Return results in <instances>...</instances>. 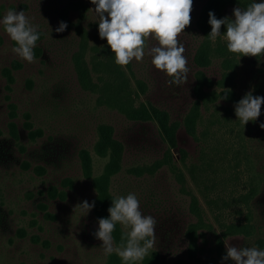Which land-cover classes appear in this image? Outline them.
<instances>
[{
	"label": "rangeland",
	"instance_id": "obj_1",
	"mask_svg": "<svg viewBox=\"0 0 264 264\" xmlns=\"http://www.w3.org/2000/svg\"><path fill=\"white\" fill-rule=\"evenodd\" d=\"M79 1L87 2L83 10L75 5ZM206 1L193 0L190 26L178 37L190 68L186 84L170 86L169 78L154 68L147 54L141 62L123 67L139 94L137 101L164 109L171 120L181 121L192 109L199 71L212 80L222 71L224 55L220 53L212 55L207 67L194 64L204 39L197 19ZM236 7L244 8L233 3L226 6L228 18L234 19ZM64 8L71 26L58 33L55 29L63 21ZM94 8L91 0H0V19L10 9L23 10L41 33L33 49L34 62L27 63L12 53L15 44L0 25V264H123L121 258L110 260L115 252L106 255L103 242L93 235L101 218L96 201L103 184L98 181L108 162V156L97 152V142L106 125L112 126L124 145L121 165L109 176L107 191L113 197L136 194L141 212L157 221L155 245L138 264H145L149 257L157 264H234L222 261L212 250L211 233L204 251L198 253L199 260L189 254L186 230L194 217L187 190L198 193L189 168L203 161L210 162L215 175L221 173L218 179L234 176L225 193L238 194L247 189L253 173L258 177V192L250 201L254 232L225 236L223 243L264 250L257 244L264 239V129L259 126L264 123V104L257 120L243 127L234 111L237 102L219 99L208 110L202 109L198 138L180 124L173 146L157 120L130 119L99 103V92L82 87L75 61L81 38L75 25L88 32V67L95 53L110 47L99 37ZM232 55L239 98L248 92L264 97V55ZM167 156L178 177L168 164L158 166ZM85 200L95 201V207L82 216L77 205ZM200 201L206 206L203 198ZM235 215L230 217L240 218L243 213ZM118 227L124 232L119 223ZM115 232L116 228L114 245L119 246Z\"/></svg>",
	"mask_w": 264,
	"mask_h": 264
},
{
	"label": "clouds",
	"instance_id": "obj_2",
	"mask_svg": "<svg viewBox=\"0 0 264 264\" xmlns=\"http://www.w3.org/2000/svg\"><path fill=\"white\" fill-rule=\"evenodd\" d=\"M91 3L95 5L91 11L98 22L99 37L106 39L117 66L141 62L147 54L154 68L169 78L170 86L188 82L190 68L184 55L186 48L178 37L186 26H190L193 0H91ZM208 15L210 40L215 42L220 37L226 42L228 52L238 54L239 58L264 55V2L234 8V19H217L213 12ZM0 25L15 44L12 53L27 63H33V49L40 35L25 12L8 10L0 19ZM222 25L226 26L223 34ZM66 28L67 23L61 21L55 31L60 33ZM152 40L155 44L149 46L148 41ZM221 99L226 100L227 94ZM262 104L264 97L248 92L234 105L237 120L243 127L249 121L257 120ZM259 126L264 129V123ZM77 206L82 216H86L95 207V201L89 203L85 200ZM107 211L109 217L98 220L99 227L93 235L103 242L101 247L106 255L115 252L123 264H138L155 245L156 219L141 212L140 202L134 193L115 197ZM117 223L124 229L119 246L114 245L112 235ZM224 244L226 254L222 261L264 264V250L255 246L237 247L229 241Z\"/></svg>",
	"mask_w": 264,
	"mask_h": 264
},
{
	"label": "trees",
	"instance_id": "obj_3",
	"mask_svg": "<svg viewBox=\"0 0 264 264\" xmlns=\"http://www.w3.org/2000/svg\"><path fill=\"white\" fill-rule=\"evenodd\" d=\"M253 2L256 1L207 0L202 6L197 19V25L204 39L202 45L198 46L194 55V64L198 67H207L211 63L212 55H216V53L219 55L220 53L224 55L223 61L221 62L222 71L217 80H212L210 77L205 76L203 71L197 73V76L198 74L200 75L198 78L196 77L194 89L195 102L193 103L192 109L183 116L181 121L171 120L169 113L167 111L165 112L164 109H158V107L150 103L146 104L142 100L137 101L139 94L133 90L131 78L124 68L115 64V56L110 47H102L99 54L95 53L91 58L92 67H88L87 61L85 60V46L88 40V32L82 27L80 29L79 24H76V30H78L81 38V51L75 55L80 83L86 90H96L99 92V103L118 109L130 119L144 121L157 120L165 133V137L168 138L169 143L173 146L176 145V130L180 124H183L185 130L197 139V125L202 119V109L208 110L210 105H215L216 101L221 99L225 94H227L226 100L233 102L240 100L235 90V72L233 71L235 66L234 56L228 52L226 42L220 39L213 42L208 38V34L211 32V25L208 23V14L209 12H213L217 19L228 18L225 13V8L228 4L233 3L246 8ZM75 5L83 10L87 2L79 1ZM61 18L63 22H69L66 15V8L62 10ZM69 25L70 23H67V26ZM223 32H226V26L222 25L221 33ZM38 33L41 35L39 31ZM104 127L100 130L97 152L102 156H108V162L105 166L104 173L99 179L101 182L97 180L103 186H99L96 212L101 218H108L109 213L107 209L112 205V200L115 197L107 191L106 185L111 173L116 171L121 165L124 145L120 139L114 136L112 126L106 125ZM204 133L202 132L201 134ZM180 151L183 155L184 149H180ZM184 156L185 154L183 158ZM165 158L159 161L158 166L164 163L168 164L170 169L178 177L179 173L169 156H167V159ZM84 165L88 168L89 160L86 159ZM208 165L211 168L209 161H203L200 164L195 163L189 168L190 176L193 179L198 193L193 190H187V193L190 195L189 210L194 220L189 223L186 234L189 237V254L196 260H199L198 253L203 252L205 249L207 233L213 235L214 245L212 250L221 259L226 254L223 243L225 236L231 234L249 235L255 230V225L252 221L250 201L258 192L257 181L255 179L257 176L254 173L251 175V180L246 190L240 191L238 194L225 193V186L228 180H232L234 176L223 180L218 179L221 173L215 175L214 168H211V171H209ZM180 176L181 178L184 177L182 173ZM200 197L203 198L206 206L201 203ZM235 213L237 214L235 216L241 215L242 213L243 216L241 215L240 218H231L230 216ZM210 218L217 222L218 228ZM115 228L117 229L115 236L120 245L123 232L119 229L118 223ZM257 244L264 246V239L259 238ZM110 260L118 262L120 257L116 253H113ZM145 264L157 263L154 262L152 257H149Z\"/></svg>",
	"mask_w": 264,
	"mask_h": 264
}]
</instances>
